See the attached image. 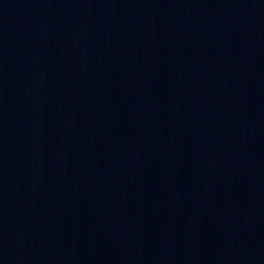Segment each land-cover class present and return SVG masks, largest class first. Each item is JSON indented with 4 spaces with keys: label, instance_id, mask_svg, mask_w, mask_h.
<instances>
[{
    "label": "water",
    "instance_id": "95a60500",
    "mask_svg": "<svg viewBox=\"0 0 264 264\" xmlns=\"http://www.w3.org/2000/svg\"><path fill=\"white\" fill-rule=\"evenodd\" d=\"M0 264H264V0H0Z\"/></svg>",
    "mask_w": 264,
    "mask_h": 264
}]
</instances>
